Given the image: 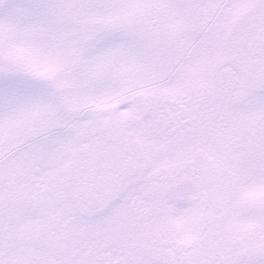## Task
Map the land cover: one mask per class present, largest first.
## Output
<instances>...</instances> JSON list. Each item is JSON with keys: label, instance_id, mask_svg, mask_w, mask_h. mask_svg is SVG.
<instances>
[{"label": "snow or ice", "instance_id": "snow-or-ice-1", "mask_svg": "<svg viewBox=\"0 0 264 264\" xmlns=\"http://www.w3.org/2000/svg\"><path fill=\"white\" fill-rule=\"evenodd\" d=\"M0 264H264V0H0Z\"/></svg>", "mask_w": 264, "mask_h": 264}]
</instances>
